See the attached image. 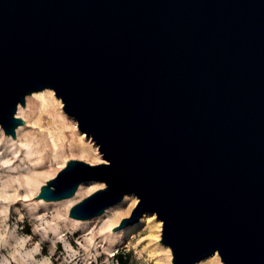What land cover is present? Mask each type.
<instances>
[{
    "label": "water",
    "instance_id": "1",
    "mask_svg": "<svg viewBox=\"0 0 264 264\" xmlns=\"http://www.w3.org/2000/svg\"><path fill=\"white\" fill-rule=\"evenodd\" d=\"M53 89L108 163L70 159L37 197L115 231L163 221L173 264H264V0H0V126Z\"/></svg>",
    "mask_w": 264,
    "mask_h": 264
},
{
    "label": "rangeland",
    "instance_id": "2",
    "mask_svg": "<svg viewBox=\"0 0 264 264\" xmlns=\"http://www.w3.org/2000/svg\"><path fill=\"white\" fill-rule=\"evenodd\" d=\"M45 91H49L48 95L52 92L54 98H48L44 105L43 100L33 95ZM28 96L32 97L19 116L24 123L17 127L16 130H20L15 141H11L8 137L12 136L6 135L0 126L5 135L0 131V264H122L117 258L119 254H122L126 264H170L163 248H168L171 256L172 252L160 242L163 221L155 212H145L138 222L115 230L116 233L136 225L148 214L145 223L127 239L125 245L114 249L109 256L106 255L110 232L103 230L116 216L120 221L115 227L120 225L122 219L130 217L139 202L134 193L126 194L119 202L125 200L122 205L110 210L108 216L99 218L111 207L102 215L88 220L69 216L70 210L101 189L98 184H103L104 188V182L84 181L93 183L85 185V196L72 206L54 202L71 199L76 194L57 201L35 198L41 189L37 194L38 178L46 183L49 177H44L45 174L58 173L61 170L58 164L64 155L67 162L70 159L83 160L91 165L108 162L99 152L95 140L86 136L78 128L77 120L64 111L62 99L55 95L53 89ZM82 146L87 149L84 156L77 154ZM56 150L63 151V158L55 159ZM159 223L161 228L158 227ZM157 238L163 248L153 250ZM215 255L218 253L197 264L218 263L214 260Z\"/></svg>",
    "mask_w": 264,
    "mask_h": 264
},
{
    "label": "bare ground",
    "instance_id": "3",
    "mask_svg": "<svg viewBox=\"0 0 264 264\" xmlns=\"http://www.w3.org/2000/svg\"><path fill=\"white\" fill-rule=\"evenodd\" d=\"M47 93H49V91L41 92L39 94H34L33 96L39 97L41 100H43V104L45 105L46 102H48L49 99H53L54 98L52 92H50L49 95ZM31 97L32 96H28V98H27V101L28 102L31 99ZM22 110H23V106L19 105L18 112H17V116L18 117L20 116ZM19 130H16V136L19 133ZM0 131H1V134H3V136H5L1 128H0ZM8 138H10L11 141H15V139L13 137H8ZM55 146H56V144H55ZM73 153L74 152H72V155H73ZM86 153H87V149L84 146L80 147V149L77 151V154L80 155V156H84ZM59 157H62L63 158V151L62 150H56L55 159L58 160ZM98 158L101 159L100 158V155L98 156ZM66 163H67V159L65 158V155H64V158H63L62 162H59V164H58L59 167H60V169H62L66 165ZM56 174H57V172L47 173V174H45L46 176H44V177H49V179H50V178L55 177ZM37 181H38V187L36 189V193L38 194L40 187L45 182L42 183L40 181V178H38ZM44 181H47V180H44ZM88 183L90 184V183H93V182H84L83 184H81V186L77 190L76 195L73 198L68 199V200H65V201H62V202H54V203H67L69 206H72L75 202L81 200L85 196L84 187ZM98 186H99V188H102L103 187V184H98ZM123 202L119 203L116 206H111V208H109L105 212V214L103 216L99 217V218L108 216V213H109L110 210L118 208L120 205H122ZM147 216H148V214L146 216H144V218L140 221V223H138L136 225L129 226V227L125 228L124 230H122L120 232H116V233L114 231H112V229H114V227L118 225L120 219L116 216L112 220H110L111 222H109L107 228H105L103 230V231L108 230L110 232V240L108 241V245H107V247L105 249L106 250V255L109 256L110 255L109 253H111L114 249H116L118 247H121L122 245H125L126 242H127V239L130 238L131 235H133L145 223V218ZM96 219H98V218H96ZM158 227L161 228V224L160 223H159V226ZM159 237H160V234H159ZM161 247L162 246L159 244V238H157V240L154 243L153 250H159ZM163 249L165 250V252L167 254L168 261L171 264L172 263V256H171L170 251L168 250V248H165V247ZM215 259L217 260V262L219 264H222V261L219 258V255H215L214 256V260ZM218 263H214V264H218Z\"/></svg>",
    "mask_w": 264,
    "mask_h": 264
},
{
    "label": "trees",
    "instance_id": "4",
    "mask_svg": "<svg viewBox=\"0 0 264 264\" xmlns=\"http://www.w3.org/2000/svg\"><path fill=\"white\" fill-rule=\"evenodd\" d=\"M117 258L121 261L122 264H126V260L123 258L122 254L117 255Z\"/></svg>",
    "mask_w": 264,
    "mask_h": 264
}]
</instances>
